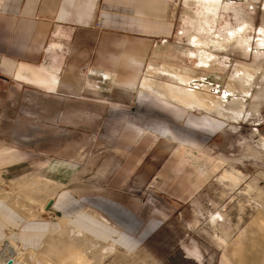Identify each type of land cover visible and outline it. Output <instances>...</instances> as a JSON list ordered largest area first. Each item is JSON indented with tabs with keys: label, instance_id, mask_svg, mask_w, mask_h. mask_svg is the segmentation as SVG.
Returning a JSON list of instances; mask_svg holds the SVG:
<instances>
[{
	"label": "crops",
	"instance_id": "1",
	"mask_svg": "<svg viewBox=\"0 0 264 264\" xmlns=\"http://www.w3.org/2000/svg\"><path fill=\"white\" fill-rule=\"evenodd\" d=\"M184 3L0 0V185L10 186L13 179L25 177L26 183L38 180L50 188L36 192L24 186L0 198V242L10 236L28 253L31 264H156L164 260L169 249L161 235L165 228L116 188L128 177L135 186L159 175L145 159L152 136H158L149 124L171 122L178 116L184 119L185 112L177 106L140 92L137 82L129 86L146 68L164 64L182 68L171 56L185 49L179 46ZM37 78L54 85L53 90L41 87L40 80L34 82ZM62 100H95L108 106L99 135L118 138L111 145L120 160L108 180L111 188L79 190L60 179L67 164L55 157L41 158V152L9 146L4 139L8 123L22 121L20 106L31 105L40 121L56 115L55 106ZM132 102L133 111L127 108ZM182 151L181 163L190 153ZM176 152L174 148L170 154L178 158ZM175 167L184 177L185 170ZM193 167L191 175L196 171ZM199 171L192 179L188 174L189 190L200 184ZM192 190L182 194L183 199ZM43 209L53 212L54 218H41ZM71 229L85 239L71 242ZM10 264L30 263L23 255Z\"/></svg>",
	"mask_w": 264,
	"mask_h": 264
},
{
	"label": "rangeland",
	"instance_id": "2",
	"mask_svg": "<svg viewBox=\"0 0 264 264\" xmlns=\"http://www.w3.org/2000/svg\"><path fill=\"white\" fill-rule=\"evenodd\" d=\"M224 1L233 2L252 25L251 47L248 52L231 48L226 53H218L217 59L206 67L199 66L194 59L192 62L188 61L179 51L177 54L174 51L171 56L188 75L204 76L220 87L225 85L237 61H260L264 65L262 56L253 55L257 48L258 29L264 21V0ZM186 7L184 3V20L188 17L184 14ZM190 10L191 14L194 7ZM226 22L235 25L238 20L233 13H223L217 26L221 27ZM184 23V30L188 31V21ZM181 34L179 46L186 48V33ZM255 78L250 94L245 95L244 109L250 111V114L244 119L229 122L214 114L206 115L204 111L196 110L184 111V119L178 116L171 122L149 124L152 132L158 136H152V148L145 154V159L160 171V176L155 174L144 185L137 183L135 186L129 183L131 179L128 177L116 191L134 200L146 214L161 222L165 228L161 235L169 249L164 260L156 264H226L223 247L217 242L215 234L221 233L238 245L242 236L250 234L253 228L264 233V208L261 206L264 203V147L260 142L264 138V91H260L264 87V78L259 74ZM158 90L163 93V86L160 85ZM257 93L261 101L258 111L254 112L250 109L257 101L253 98ZM62 101H57L56 115L46 116L40 121L33 115L31 105L20 106L18 114L22 121H10L3 131L4 139L9 146L37 154L41 152V158L55 157L61 164H67L68 170L60 179L79 190L111 188L112 184L109 185L108 180L118 170L120 163L113 155L111 145L116 144L118 138L99 135L108 106L105 105L104 108L95 100ZM164 102L181 107L172 98ZM127 108L133 111L135 105L132 102ZM133 139L130 138L131 141ZM138 142L137 140L135 144ZM150 144L147 142V145ZM131 145L134 146L132 143ZM174 148L178 158L170 154ZM183 148L190 153L185 162L181 163ZM179 165L185 170L184 177L182 172L175 171V166ZM193 165L196 166L195 174L200 167L201 182L195 190L191 189L194 192L188 195V199H183L181 195L191 191L188 174L190 170H194ZM230 172H239L242 176L241 182L234 188L224 178L225 173ZM195 174L192 175L195 177ZM192 175L190 174L191 179ZM45 185L38 180L26 183L25 177H19L13 179L10 186L0 185V197H4L5 190L9 196L14 188L21 189L24 186L36 192L50 189ZM246 185L253 188L249 194L245 192ZM218 211L223 218L212 223L211 215ZM40 215L44 219L55 216L53 212L44 209ZM71 232V242L85 239L76 232ZM4 240L13 242L10 236ZM186 250H197L198 255L194 254V259L186 258ZM27 254L13 242L6 255L11 258L13 256L10 262L24 255L31 264ZM258 264H264V257Z\"/></svg>",
	"mask_w": 264,
	"mask_h": 264
},
{
	"label": "bare ground",
	"instance_id": "3",
	"mask_svg": "<svg viewBox=\"0 0 264 264\" xmlns=\"http://www.w3.org/2000/svg\"><path fill=\"white\" fill-rule=\"evenodd\" d=\"M184 2L187 6L184 14L188 16L184 21H188L189 30L183 29L182 33L183 35L186 33L185 37L189 48L186 47L182 54L188 61L192 62L194 59L199 66L206 67L217 59L218 53H226L231 48H237L243 53L248 52L251 47L250 30L252 25L243 17L242 11L233 5V2L224 0H185ZM191 7H194V10L190 14ZM223 13H233L238 22L235 25L226 22L223 26L218 27L217 24H219ZM256 43L257 48L253 55L255 57L260 55L264 58V21L258 29ZM258 74L264 78V65L260 61L258 63L237 61L225 85L220 87L212 84L204 76L188 75L182 68L164 64L156 68H146L145 72L139 76L138 81L134 80L129 86L137 82L136 87L140 92L148 93L162 101L172 98L183 111H204L206 115L214 114L224 120H229V122H236L250 114V111L247 112L244 109V100L245 95L250 94L252 83ZM39 80V78L33 79L34 82ZM38 83L48 90L54 88V85H46L41 80ZM160 85L163 86V93L158 90ZM260 91H264V87ZM253 98L257 101L250 110L257 112L261 97L257 93L253 95ZM260 142L264 147V138L260 139ZM224 178L230 187L234 188L241 182L242 176L239 172H230L225 173ZM229 185L227 184L228 187ZM245 188L247 194L253 190L249 185H246ZM5 191L4 198L5 194H8ZM261 206L264 208V203ZM219 218H223L220 211L212 214L210 220L215 223ZM71 230L81 238H85L81 232ZM251 231L250 234L242 236L238 245L229 241L221 233L220 235L215 234L217 242L223 247L226 264H258L264 257V233L256 228ZM12 244V241L7 240L0 242V264H9L8 260L13 259V256L11 258L6 255ZM186 251L189 258L194 259V254L198 255L197 250Z\"/></svg>",
	"mask_w": 264,
	"mask_h": 264
},
{
	"label": "water",
	"instance_id": "4",
	"mask_svg": "<svg viewBox=\"0 0 264 264\" xmlns=\"http://www.w3.org/2000/svg\"><path fill=\"white\" fill-rule=\"evenodd\" d=\"M8 263H10V260H8Z\"/></svg>",
	"mask_w": 264,
	"mask_h": 264
}]
</instances>
